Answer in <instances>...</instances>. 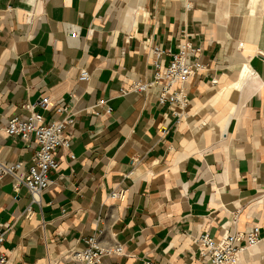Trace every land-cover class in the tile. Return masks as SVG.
<instances>
[{"label":"crops","instance_id":"0c3cea01","mask_svg":"<svg viewBox=\"0 0 264 264\" xmlns=\"http://www.w3.org/2000/svg\"><path fill=\"white\" fill-rule=\"evenodd\" d=\"M185 33L203 67L174 124L152 89L119 88L149 80L150 47L176 51ZM45 96L75 113L70 147L55 150L30 218L27 188L0 180L3 264H77L71 252L100 231L122 246L107 256L117 264H204L198 233L255 225L236 264H264V0H0V126ZM36 148L0 130V161L20 174Z\"/></svg>","mask_w":264,"mask_h":264},{"label":"built area","instance_id":"2783aa9c","mask_svg":"<svg viewBox=\"0 0 264 264\" xmlns=\"http://www.w3.org/2000/svg\"><path fill=\"white\" fill-rule=\"evenodd\" d=\"M77 34L75 28L69 31L70 37ZM199 48L195 47L189 40V34H183L177 50L163 48L160 44H154L149 52L152 55L151 64L153 66L152 75L149 80H134L129 87L119 88L121 95L127 92H146L152 89L156 95V101L159 105H165L169 109L173 123L178 124L184 116V110L189 105L187 96V84L192 75L197 73L203 64L197 60H191L190 57L196 53ZM169 56L166 62L164 57ZM89 71L82 68L78 78L87 80ZM39 106L45 110L62 115L61 118L45 119L44 115L36 110ZM22 107L28 110L26 116L14 115L6 123L0 126L7 135L18 136L22 140H28L33 137L37 148L35 150L32 165L27 171L20 174L22 162L4 163L0 161V180L4 175H10L14 178L13 189L18 190L20 185H24L30 194V203L24 210V217L30 218L32 215V203H40V194L50 185L49 172L57 169L59 163L55 158L54 152L58 147L68 149L70 147L71 127L74 124L75 113L68 110L62 100L51 102L48 97H42L35 103H24ZM107 113L111 108L107 107ZM168 126H162L161 132H166ZM73 158L74 155L70 154ZM112 198H122L124 190L116 188L111 190ZM98 234L88 236L84 239L85 246L81 249H75L71 252L72 258L77 264H117L107 260L110 254H121L122 246L115 242L109 246L101 242ZM4 240L3 232L0 231V244ZM195 242L200 247L199 255L204 264H236L240 251L245 246H253L260 240L259 227L253 226L247 232L236 231L227 233L219 238H214L208 232H200L195 238ZM6 255L0 252V264L5 263Z\"/></svg>","mask_w":264,"mask_h":264},{"label":"bare ground","instance_id":"6f19581e","mask_svg":"<svg viewBox=\"0 0 264 264\" xmlns=\"http://www.w3.org/2000/svg\"><path fill=\"white\" fill-rule=\"evenodd\" d=\"M245 70V69H244Z\"/></svg>","mask_w":264,"mask_h":264}]
</instances>
